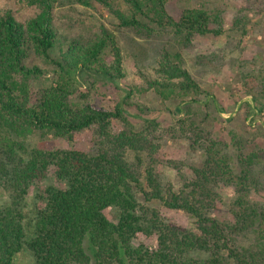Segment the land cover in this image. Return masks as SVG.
<instances>
[{
    "label": "trees",
    "instance_id": "16d2710c",
    "mask_svg": "<svg viewBox=\"0 0 264 264\" xmlns=\"http://www.w3.org/2000/svg\"><path fill=\"white\" fill-rule=\"evenodd\" d=\"M21 1L36 6L38 15L21 24L9 12L0 14V190L5 196L0 202V264H15L23 249L33 264H264V207L248 197L251 168L259 156L234 145L232 159L230 147L195 120L191 104L203 91L180 53L163 49L153 74L141 75L145 89L128 88L121 99L113 97L110 109L95 107L90 96L99 84L121 90L116 82L125 76L124 59L116 37L101 27L92 39L68 41L52 24L54 6L97 8L114 17L118 29L146 39L169 34L183 48L193 36L221 37L220 11L188 8L173 19L167 0ZM32 57L48 69L31 65ZM48 75L50 83L34 96L32 83ZM147 90L173 103L171 112L181 116L173 126L162 128L156 119L141 117L139 129L130 123V109L143 112L131 103L133 93ZM112 121L121 123L120 131L113 132ZM83 131L91 132L90 153L26 145L35 132L72 141ZM165 138L186 141L202 154L201 165L189 167L190 177L181 173L183 162L165 160ZM157 166L174 170L180 186L163 182ZM49 171L56 184L38 189L26 227L28 190ZM221 186L234 190L227 206L231 221L214 215L222 203ZM153 202L186 214L192 227L170 223L148 205ZM108 209L116 213L115 223L105 216ZM139 234L152 238L154 248L136 242Z\"/></svg>",
    "mask_w": 264,
    "mask_h": 264
},
{
    "label": "rangeland",
    "instance_id": "374dc122",
    "mask_svg": "<svg viewBox=\"0 0 264 264\" xmlns=\"http://www.w3.org/2000/svg\"><path fill=\"white\" fill-rule=\"evenodd\" d=\"M188 8L220 11L224 34L217 38L193 36L189 45L181 48L172 35L150 39L138 37L131 30L116 28V19L105 10L69 4L54 6L52 24L57 35L68 41L92 39L99 34L101 27L110 30L116 37L124 59L122 68L125 76L116 82L121 90L114 89L110 84H99L90 96V103L95 107L110 109L114 105L113 97L121 99L125 95L123 91L128 88L145 89L141 75L153 74L152 68L163 49L180 53L184 67L203 91L198 102L191 104L195 120L203 129L210 131L213 138L222 140L230 147L232 159L235 154L234 145H240L244 154H258L259 158L251 168L252 186L248 197L264 207V0H167V13L173 19H177L181 11ZM5 12L11 13L17 22L25 24L38 15L39 9L21 0H0V14ZM105 60L107 64L112 61L107 53ZM29 63L45 71L48 69L39 58L32 57ZM45 78L41 82L32 83L34 96L38 88L50 83L49 75ZM130 101L143 109V112L135 108L129 110L130 123L137 129L142 126L137 117L154 118L162 128L173 126L174 119L181 117L171 112L173 103L161 101L151 90L134 92ZM121 128L120 122L112 121L113 132ZM26 145L28 148L47 151H93L90 131L76 134L72 141L57 140L50 135L41 137L35 132L26 139ZM161 151L165 160L185 164L181 173L186 177L191 175L190 166L201 165L202 154L190 150L186 141L165 138ZM232 164L235 168V160ZM156 170L163 182H170L175 188L180 186L181 180L174 170L165 166H157ZM54 184L53 173L49 171L43 182L30 186L23 209L26 227L33 219L38 189ZM218 193L222 203L214 215L220 221H231L227 206L234 198V190L221 186ZM4 201L5 196L0 190V202ZM148 205L159 209L170 223L182 228L192 227L193 221L186 214L164 209L155 202ZM105 216L113 223L117 221L116 213L111 209L105 211ZM136 242L154 248L152 238L139 234ZM14 262L33 264V258L28 250L23 249L15 255Z\"/></svg>",
    "mask_w": 264,
    "mask_h": 264
}]
</instances>
